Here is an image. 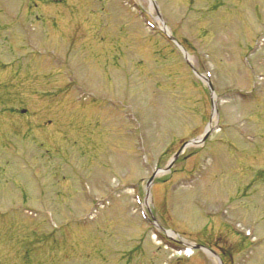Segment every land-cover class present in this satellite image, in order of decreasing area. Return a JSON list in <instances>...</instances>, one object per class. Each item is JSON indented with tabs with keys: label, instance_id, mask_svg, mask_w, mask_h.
<instances>
[{
	"label": "rangeland",
	"instance_id": "1",
	"mask_svg": "<svg viewBox=\"0 0 264 264\" xmlns=\"http://www.w3.org/2000/svg\"><path fill=\"white\" fill-rule=\"evenodd\" d=\"M159 1L0 0V264H264V0Z\"/></svg>",
	"mask_w": 264,
	"mask_h": 264
},
{
	"label": "water",
	"instance_id": "2",
	"mask_svg": "<svg viewBox=\"0 0 264 264\" xmlns=\"http://www.w3.org/2000/svg\"><path fill=\"white\" fill-rule=\"evenodd\" d=\"M210 100H211V106H212V110L214 108V101H213V91L210 88ZM212 129L211 126H207V128L205 129L203 135L201 137L195 138V139H190L185 141L181 147L175 152V154L172 156V158L169 160L167 166L163 169V170H168L171 165L173 164L174 160L178 157V155L180 154V152L183 150L184 147L188 146V145H194V144H198L201 143L205 140V138L208 136L210 130ZM159 171V170H158ZM157 172V171H156ZM156 172H153V174L151 175V177L148 179V183L151 182L153 180L154 175L156 174ZM192 247L194 248H203L205 250H208L209 252H211L212 254L216 255L214 252H212L211 250L204 248L201 245H192Z\"/></svg>",
	"mask_w": 264,
	"mask_h": 264
},
{
	"label": "bare ground",
	"instance_id": "3",
	"mask_svg": "<svg viewBox=\"0 0 264 264\" xmlns=\"http://www.w3.org/2000/svg\"><path fill=\"white\" fill-rule=\"evenodd\" d=\"M169 233H171V231H169ZM173 233V232H172ZM187 253H190L191 251H190V249H189V247H188V250L186 251Z\"/></svg>",
	"mask_w": 264,
	"mask_h": 264
}]
</instances>
